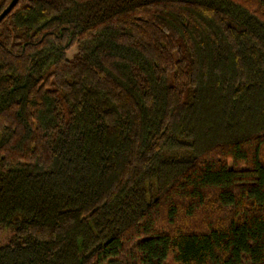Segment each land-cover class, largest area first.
<instances>
[{
  "label": "trees",
  "instance_id": "obj_1",
  "mask_svg": "<svg viewBox=\"0 0 264 264\" xmlns=\"http://www.w3.org/2000/svg\"><path fill=\"white\" fill-rule=\"evenodd\" d=\"M0 226V264H264V0H18Z\"/></svg>",
  "mask_w": 264,
  "mask_h": 264
},
{
  "label": "rangeland",
  "instance_id": "obj_2",
  "mask_svg": "<svg viewBox=\"0 0 264 264\" xmlns=\"http://www.w3.org/2000/svg\"><path fill=\"white\" fill-rule=\"evenodd\" d=\"M75 53V49L69 52V57H72V55ZM14 236V231L9 228H5L3 226H0V245H6L10 242V240Z\"/></svg>",
  "mask_w": 264,
  "mask_h": 264
},
{
  "label": "water",
  "instance_id": "obj_3",
  "mask_svg": "<svg viewBox=\"0 0 264 264\" xmlns=\"http://www.w3.org/2000/svg\"><path fill=\"white\" fill-rule=\"evenodd\" d=\"M18 0H11L9 5L0 13V22L5 18V16L13 9L17 4Z\"/></svg>",
  "mask_w": 264,
  "mask_h": 264
}]
</instances>
